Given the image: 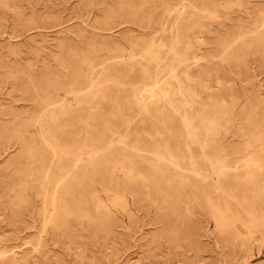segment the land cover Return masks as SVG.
Wrapping results in <instances>:
<instances>
[{
	"label": "rangeland",
	"instance_id": "obj_1",
	"mask_svg": "<svg viewBox=\"0 0 264 264\" xmlns=\"http://www.w3.org/2000/svg\"><path fill=\"white\" fill-rule=\"evenodd\" d=\"M0 264H264V0H0Z\"/></svg>",
	"mask_w": 264,
	"mask_h": 264
},
{
	"label": "bare ground",
	"instance_id": "obj_2",
	"mask_svg": "<svg viewBox=\"0 0 264 264\" xmlns=\"http://www.w3.org/2000/svg\"><path fill=\"white\" fill-rule=\"evenodd\" d=\"M153 96V95H152Z\"/></svg>",
	"mask_w": 264,
	"mask_h": 264
}]
</instances>
